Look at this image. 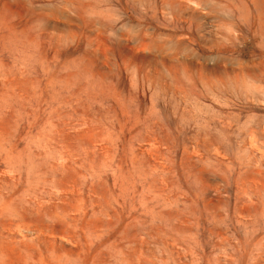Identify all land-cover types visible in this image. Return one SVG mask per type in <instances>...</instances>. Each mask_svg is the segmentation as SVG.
Masks as SVG:
<instances>
[{"label": "rangeland", "instance_id": "374dc122", "mask_svg": "<svg viewBox=\"0 0 264 264\" xmlns=\"http://www.w3.org/2000/svg\"><path fill=\"white\" fill-rule=\"evenodd\" d=\"M0 264H264V0H0Z\"/></svg>", "mask_w": 264, "mask_h": 264}, {"label": "bare ground", "instance_id": "6f19581e", "mask_svg": "<svg viewBox=\"0 0 264 264\" xmlns=\"http://www.w3.org/2000/svg\"><path fill=\"white\" fill-rule=\"evenodd\" d=\"M32 232V231H31Z\"/></svg>", "mask_w": 264, "mask_h": 264}]
</instances>
